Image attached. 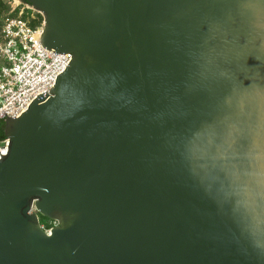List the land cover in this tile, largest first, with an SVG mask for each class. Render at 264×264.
Instances as JSON below:
<instances>
[{"label":"water","instance_id":"obj_1","mask_svg":"<svg viewBox=\"0 0 264 264\" xmlns=\"http://www.w3.org/2000/svg\"><path fill=\"white\" fill-rule=\"evenodd\" d=\"M26 2L73 57L5 121L0 264H264V0Z\"/></svg>","mask_w":264,"mask_h":264},{"label":"built area","instance_id":"obj_2","mask_svg":"<svg viewBox=\"0 0 264 264\" xmlns=\"http://www.w3.org/2000/svg\"><path fill=\"white\" fill-rule=\"evenodd\" d=\"M18 2L0 30V123L17 118L39 94L49 92L73 57L47 52L40 44L44 27L33 26L28 17L27 12H35L34 8ZM8 148L9 140L0 142V161ZM50 225L57 223L50 221Z\"/></svg>","mask_w":264,"mask_h":264},{"label":"rangeland","instance_id":"obj_3","mask_svg":"<svg viewBox=\"0 0 264 264\" xmlns=\"http://www.w3.org/2000/svg\"><path fill=\"white\" fill-rule=\"evenodd\" d=\"M18 3H19L18 0H0V30L4 19L12 14ZM27 13H28V17L31 19L33 26L40 28L44 27V17L40 13H38L37 11L34 12L30 10ZM49 224L50 221L48 223L45 220H41V225L44 228L48 229Z\"/></svg>","mask_w":264,"mask_h":264},{"label":"trees","instance_id":"obj_4","mask_svg":"<svg viewBox=\"0 0 264 264\" xmlns=\"http://www.w3.org/2000/svg\"><path fill=\"white\" fill-rule=\"evenodd\" d=\"M21 1L24 2V3H27L26 0H21ZM4 132H5V122H2V123H0V142L4 141L6 139ZM45 220H47V219H45ZM48 229H50L49 226H48Z\"/></svg>","mask_w":264,"mask_h":264},{"label":"flooded vegetation","instance_id":"obj_5","mask_svg":"<svg viewBox=\"0 0 264 264\" xmlns=\"http://www.w3.org/2000/svg\"><path fill=\"white\" fill-rule=\"evenodd\" d=\"M42 218V217H41ZM41 220H45L44 218H42ZM45 221H47L48 223H49V220H45ZM49 227H50V229H52L54 226H51L50 224H49Z\"/></svg>","mask_w":264,"mask_h":264}]
</instances>
